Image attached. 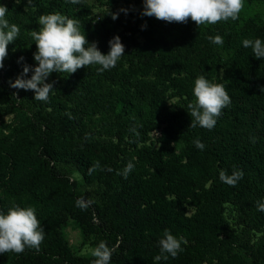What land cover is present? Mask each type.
<instances>
[{
	"label": "trees",
	"instance_id": "16d2710c",
	"mask_svg": "<svg viewBox=\"0 0 264 264\" xmlns=\"http://www.w3.org/2000/svg\"><path fill=\"white\" fill-rule=\"evenodd\" d=\"M16 1L26 6V20L7 8L20 33L0 68V213L33 207L45 235L39 251L0 254V264H92L95 257L74 253L64 239L68 219L96 246L114 248L110 264H264V211L257 210L264 202V58L242 44L264 41V22L195 26L189 18L175 22L171 37L160 20L142 15L143 0H124L127 11L97 43L107 54L109 40L120 37L125 51L117 65L94 86L53 72L46 82L54 89L42 102L9 82L25 64H38L21 25L38 31V17L50 12L41 0ZM132 2L140 13L128 12ZM216 35L222 45L209 39ZM201 75L231 97L212 130L190 127L187 105ZM91 91L96 101L85 104ZM130 161L134 169L124 178L118 173ZM222 170H242L243 178L229 186ZM79 198L95 203L81 210ZM226 204L235 211L233 227ZM165 229L183 251L157 261Z\"/></svg>",
	"mask_w": 264,
	"mask_h": 264
},
{
	"label": "clouds",
	"instance_id": "9594fccd",
	"mask_svg": "<svg viewBox=\"0 0 264 264\" xmlns=\"http://www.w3.org/2000/svg\"><path fill=\"white\" fill-rule=\"evenodd\" d=\"M67 2L78 4L81 0H67ZM243 7L244 0H143L142 15L154 16L166 22L186 23L190 18L198 26L214 25L221 21L238 19ZM122 11L127 10L122 9ZM7 13V7L0 5V68H3V62L8 55V45L16 41L20 33V28L16 24L9 23ZM117 15L112 13V18L116 19ZM38 24L39 30L30 32L31 39L36 44L37 50L33 55L38 64L34 68L25 64L23 72L14 81L9 82L12 88L32 90L37 101H48L54 89L53 83L46 82L51 73L72 74L82 67L91 65H99L97 71L103 72L114 68L124 55L125 46L118 35L109 40L110 50L104 54L99 50L96 42L89 44L78 20L68 18L59 12L40 15ZM209 39L216 45L223 44V37L220 35ZM242 44L244 48H251L256 58H264V41L261 39H244ZM30 70L32 74L30 78H26ZM193 94L195 101L187 105L192 118L190 127L195 128L199 125L212 130L222 109L231 103L230 95L223 84L212 83L203 75L195 79ZM193 143L200 150L205 148L199 139L194 140ZM98 168L100 164L97 161L89 168V174ZM133 169L134 164L130 161L118 174L127 178ZM219 178L234 187L243 178V171L235 170L228 175L222 170ZM93 203L94 200L79 198L76 206L86 210ZM257 210L264 211V202H257ZM35 211L33 207L13 205L8 209L7 214L0 213V254L9 252L20 254L26 248L39 251L45 234ZM159 245L160 255L155 257L157 261L167 260L169 256L175 258L183 251L181 240L167 229L164 230ZM113 251L114 248L108 247L104 241H101L91 251V255L95 257L92 264H110Z\"/></svg>",
	"mask_w": 264,
	"mask_h": 264
},
{
	"label": "rangeland",
	"instance_id": "374dc122",
	"mask_svg": "<svg viewBox=\"0 0 264 264\" xmlns=\"http://www.w3.org/2000/svg\"><path fill=\"white\" fill-rule=\"evenodd\" d=\"M44 1L46 7L50 13L59 12L62 15L67 16L68 18L76 19L80 22L81 31L86 36L89 44L92 42L98 43L100 38L104 35H107L111 27L112 13L124 14L125 2L124 0H114L112 3L110 0H81L78 4H72L67 2V0H41ZM16 0H5V4L8 9H13L16 16H22L23 21H25V10L26 6H18ZM136 5L132 2L128 8V12H137ZM132 16V15H131ZM248 17H259L262 22H264V2H251L247 3L244 1L243 10L239 14L237 19V24H241L244 19ZM135 17H132L134 20ZM164 28H166L167 35L173 37V30L175 22H166L160 20ZM196 26V23H194ZM20 28V27H19ZM21 29L25 30L23 33L30 36L31 29H28L26 26L21 25ZM29 47L36 48L34 41L28 43ZM98 65H91L88 67H82L78 69L75 73L67 74V76L83 80V83L88 84V86H94L99 79H101V72L97 71ZM93 101V103L91 102ZM96 101L93 98V92L91 91L90 99H87L85 104H94ZM195 100H193L194 102ZM11 115L3 116L2 119L5 122H9ZM71 179H76L81 183V177L77 173H70ZM190 213V211L188 212ZM234 208L230 204H226V210L224 213L225 218L229 222V226L233 227L234 224ZM62 234L64 239L67 241L71 250L76 254L81 255H91V251L96 247L93 237L86 236L82 232L80 225L73 219H68L66 225L62 228Z\"/></svg>",
	"mask_w": 264,
	"mask_h": 264
},
{
	"label": "built area",
	"instance_id": "2783aa9c",
	"mask_svg": "<svg viewBox=\"0 0 264 264\" xmlns=\"http://www.w3.org/2000/svg\"><path fill=\"white\" fill-rule=\"evenodd\" d=\"M154 134H156V133H154Z\"/></svg>",
	"mask_w": 264,
	"mask_h": 264
}]
</instances>
